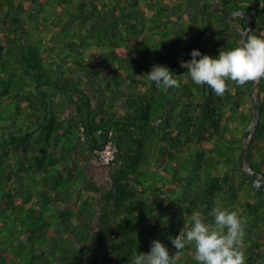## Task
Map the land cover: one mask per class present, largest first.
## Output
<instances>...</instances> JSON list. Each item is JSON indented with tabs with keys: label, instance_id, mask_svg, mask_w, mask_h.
<instances>
[{
	"label": "trees",
	"instance_id": "trees-1",
	"mask_svg": "<svg viewBox=\"0 0 264 264\" xmlns=\"http://www.w3.org/2000/svg\"><path fill=\"white\" fill-rule=\"evenodd\" d=\"M220 2L227 12L249 11L247 34L264 37V0ZM245 27L241 17L235 26L222 21L211 0H0V264H84L95 210L79 189L87 181L80 157L83 144L92 152L108 131L118 157L128 131L135 150L114 161L104 196L113 228L97 234L108 247L93 264H133L155 239L175 252V264H196L193 245L178 253L168 237L186 231L193 211L211 223L217 205L243 218L245 264H264V195L237 164L251 80L226 81L218 95L179 63L193 49L215 57L237 47ZM98 36L99 53L91 45ZM154 64L168 67L179 87L149 81ZM258 81L247 164L264 176V77ZM121 102L123 114L115 111ZM72 106L81 121L65 117Z\"/></svg>",
	"mask_w": 264,
	"mask_h": 264
},
{
	"label": "clouds",
	"instance_id": "clouds-1",
	"mask_svg": "<svg viewBox=\"0 0 264 264\" xmlns=\"http://www.w3.org/2000/svg\"><path fill=\"white\" fill-rule=\"evenodd\" d=\"M190 57L186 61L180 60V66L187 69L186 73L194 84L206 85L218 95L224 93L226 81L242 85L264 77V37L255 34H242L240 46L229 50L221 48L215 57L202 54L199 49L191 50ZM146 76L149 81L164 88L179 87L180 84L173 72L160 64L152 65ZM111 132L113 136L115 132ZM208 215L212 217L211 223L205 222L200 212L193 211L186 231L168 237L176 252L193 245L192 259L196 264H245V255L240 248L243 218L237 211L219 205L213 207ZM133 264H175V252L170 255L168 246L155 239L151 241L149 251L134 254Z\"/></svg>",
	"mask_w": 264,
	"mask_h": 264
},
{
	"label": "crops",
	"instance_id": "crops-1",
	"mask_svg": "<svg viewBox=\"0 0 264 264\" xmlns=\"http://www.w3.org/2000/svg\"><path fill=\"white\" fill-rule=\"evenodd\" d=\"M117 110L122 114L125 112L124 102L120 103V106L118 109L116 108L115 111ZM70 116L75 117V119L77 118L79 121L83 119V115L78 113L74 106L70 107L65 114V117ZM130 136L131 132L128 131L123 135L120 143V156H117L118 159H120V163H122L125 154H131L135 150L134 147L131 148L132 139ZM83 146L85 149L80 159L85 164L83 170L87 181L84 185H81L79 189L83 190V197L93 199L92 206L95 210V215L89 227L85 228V232L88 234L89 240L86 243L81 244V246L84 248V264H93L98 260L100 252L108 247L107 242L103 243L102 246L99 244L97 234L103 231V236L108 237L113 228L111 225L113 220L112 206L108 203L109 201L106 200L104 196L111 189L113 177L119 167L109 168L100 166L87 147L86 143L85 145L83 144ZM90 186H93V188ZM260 234L264 235V231Z\"/></svg>",
	"mask_w": 264,
	"mask_h": 264
},
{
	"label": "water",
	"instance_id": "water-1",
	"mask_svg": "<svg viewBox=\"0 0 264 264\" xmlns=\"http://www.w3.org/2000/svg\"><path fill=\"white\" fill-rule=\"evenodd\" d=\"M212 5L217 13L221 16L222 21L229 22L231 26H235V18L241 17L246 22L245 29H238L236 34V42L240 46L242 34H247L251 29V19L249 11L238 10L234 12H227L220 0H211ZM246 36V35H245ZM244 36V37H245ZM259 86L258 78L251 80L250 85V120L248 125L243 131L240 139L239 154L237 164L241 171H243L252 181V187L256 193L264 195V176L262 173L253 171L247 164V151L251 142V134L259 123V108L260 100L257 95V88Z\"/></svg>",
	"mask_w": 264,
	"mask_h": 264
},
{
	"label": "built area",
	"instance_id": "built-area-1",
	"mask_svg": "<svg viewBox=\"0 0 264 264\" xmlns=\"http://www.w3.org/2000/svg\"><path fill=\"white\" fill-rule=\"evenodd\" d=\"M83 128H81V132ZM100 133V132H98ZM81 140H84V136L81 137ZM118 149L115 143L112 141V132L108 131L104 140L100 143V145H96L92 149V154L95 156L99 164L103 166H110L114 164L116 159Z\"/></svg>",
	"mask_w": 264,
	"mask_h": 264
},
{
	"label": "rangeland",
	"instance_id": "rangeland-1",
	"mask_svg": "<svg viewBox=\"0 0 264 264\" xmlns=\"http://www.w3.org/2000/svg\"><path fill=\"white\" fill-rule=\"evenodd\" d=\"M185 11V10H184ZM185 23H184V25H188V18L187 17H185ZM101 20H102V22H104V20H107L106 19V17L105 16H101ZM107 25L109 26L110 25V20L107 22ZM173 25H175V24H173ZM96 32H95V35H97L98 34V32H99V30H95ZM125 38H127V37H125ZM106 41H105V43H107L108 41V39H105ZM91 42H92V44L91 45H94L95 46V52H100L101 50H102V48L100 47V45H98L99 44V36L98 37H96V39H94L93 41L91 40ZM90 50V49H89ZM110 50V49H109ZM108 51V50H107ZM125 53H126V51L123 49V52L121 53V54H123L124 56H127V55H125ZM87 55V54H86ZM96 56H98V55H96ZM96 58V60L98 59L97 57H95ZM148 87V81H147V83H146V85L144 86V88H147ZM139 90H141L140 88H139ZM140 92V91H139ZM136 93H138V90H136ZM145 96H146V93L144 92L143 93ZM148 95V94H147ZM246 106V105H245ZM249 106H250V102H249ZM238 123L240 124V121L239 122H234L233 124H232V128L233 127H236V126H238L239 128H236L237 129V132L236 133H238L239 131H240V126L238 125ZM240 134V133H239ZM242 136V135H241ZM239 148V147H238ZM238 154H239V152H238ZM237 158H238V155H237ZM239 172H235L234 174L237 176V174H238ZM175 195L173 196V197H175L176 195H178L177 194V192H175L174 193ZM195 194H196V192H195ZM243 194V192H241V195ZM172 196V195H171ZM242 197V199H244V196H241ZM237 200V199H236ZM233 201H235V200H233ZM166 206H168V204H165ZM238 206L239 205H236L234 208H238ZM236 210V209H235ZM175 213H176V210L174 211ZM178 218V217H177ZM188 220V217L187 218H185L184 220ZM264 228V227H263ZM262 228H256V231L257 230H261ZM254 230L255 229H253L252 230V235L251 236H253L254 235ZM264 230V229H263ZM179 253V252H178ZM187 256V254H186V252L185 253H182V256ZM192 256H193V254H192ZM191 256V257H192ZM177 257H178V259L179 260H177V261H179V262H181V261H184V258L183 259H180V257H179V254L177 255ZM186 258V257H185ZM192 261L193 262H195L193 259H192ZM196 263V262H195Z\"/></svg>",
	"mask_w": 264,
	"mask_h": 264
}]
</instances>
